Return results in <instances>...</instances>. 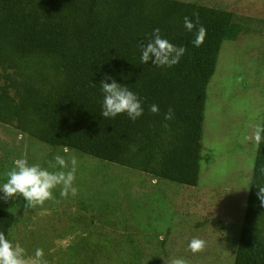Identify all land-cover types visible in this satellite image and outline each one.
<instances>
[{
	"label": "trees",
	"instance_id": "16d2710c",
	"mask_svg": "<svg viewBox=\"0 0 264 264\" xmlns=\"http://www.w3.org/2000/svg\"><path fill=\"white\" fill-rule=\"evenodd\" d=\"M186 16L196 25L191 32ZM200 26L207 34L196 47ZM155 28L186 49L171 68L140 62V45ZM238 29L229 11L195 1L0 0V124L49 146L194 185L207 82L222 40ZM105 77L140 98L142 116L101 115ZM152 104L159 113L149 111ZM169 108L174 116L165 120ZM261 186L264 143L256 145L232 264H264ZM1 206L0 232L8 238L14 217Z\"/></svg>",
	"mask_w": 264,
	"mask_h": 264
},
{
	"label": "rangeland",
	"instance_id": "374dc122",
	"mask_svg": "<svg viewBox=\"0 0 264 264\" xmlns=\"http://www.w3.org/2000/svg\"><path fill=\"white\" fill-rule=\"evenodd\" d=\"M223 9L239 27L222 40L206 86L199 169L194 185L24 137L0 124V186L13 161L25 158L49 171L56 155L77 160L75 196L29 209L22 196L0 204L12 212L8 238L47 264H232L246 205L264 105V0H186ZM69 169H64L65 171ZM3 193L0 192V197ZM193 238L206 242L193 254Z\"/></svg>",
	"mask_w": 264,
	"mask_h": 264
},
{
	"label": "clouds",
	"instance_id": "9594fccd",
	"mask_svg": "<svg viewBox=\"0 0 264 264\" xmlns=\"http://www.w3.org/2000/svg\"><path fill=\"white\" fill-rule=\"evenodd\" d=\"M197 22H198V14ZM196 25L186 16L184 17V27L191 32ZM207 30L200 26L194 40V45L199 47L204 42ZM141 47V64H146L150 60L156 67L171 68L179 63L180 58L185 54L186 49L183 46H177L170 43L169 40L162 38L160 29L155 28L152 38L146 45ZM154 57V59H153ZM105 80L100 81L101 92L103 93L102 112L105 118H115L117 115L126 114L129 119L135 121L143 115L144 109L140 98L125 85L117 83L114 79L111 83ZM149 111L159 113V106L152 104ZM174 111L169 108L165 113L164 119L171 120ZM167 126V125H165ZM253 140L257 146L264 143V127L257 126L253 133ZM64 152H68L64 148ZM55 164H51L52 168H58L57 171H49L47 168L41 167L40 164L29 165L25 158L15 159L13 167L7 173V181L0 186V192L3 196L0 199L7 202L16 196H22L26 201L25 207L32 209L37 206H43L46 201L54 200L53 191L59 187L60 196L67 198L69 194L75 196L78 189L74 187L75 172L77 160L75 157L70 158L71 168L69 169V161L64 156L56 155L54 157ZM64 169H69L65 171ZM257 197L261 204L264 205V186L258 187ZM189 249L193 254L203 252L206 242L199 238H193L189 245ZM43 249H36L32 257L26 256V250L19 244H13L6 238L3 232H0V264H47L43 259ZM170 264H187L183 258H173Z\"/></svg>",
	"mask_w": 264,
	"mask_h": 264
}]
</instances>
